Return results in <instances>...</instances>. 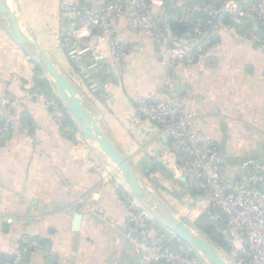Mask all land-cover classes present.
Returning a JSON list of instances; mask_svg holds the SVG:
<instances>
[{"label":"crops","instance_id":"1","mask_svg":"<svg viewBox=\"0 0 264 264\" xmlns=\"http://www.w3.org/2000/svg\"><path fill=\"white\" fill-rule=\"evenodd\" d=\"M6 2L23 35L40 45L73 84L84 110L143 185L180 216L177 212L184 208L190 188L167 149L165 132L136 111L138 96L167 95L165 73L144 35L129 27L126 16L120 17L116 41L122 69L114 72L106 61L93 73L100 88L91 91L88 78L75 68L60 40L62 31L75 21L65 6L88 7L94 0ZM7 26V14L0 11V104L4 99L14 102L13 111L28 120L34 141L17 130H3L0 107V264H12L17 248L21 264H138L139 255L122 231L127 210L120 192L131 191L121 170L80 130L72 115L67 118L75 132L55 126L47 102L53 99L64 105L57 85L34 55L37 48L18 44ZM92 44L106 54L95 38ZM176 74L178 93L194 112L196 132L215 144L224 158L225 174H232L245 157H264V52L259 46L221 26L218 40L192 65L177 66ZM134 198L147 206V201ZM80 199L102 208L108 222L87 212ZM155 223L159 222L153 217L149 235ZM24 237L36 240L39 247L25 248Z\"/></svg>","mask_w":264,"mask_h":264},{"label":"built area","instance_id":"2","mask_svg":"<svg viewBox=\"0 0 264 264\" xmlns=\"http://www.w3.org/2000/svg\"><path fill=\"white\" fill-rule=\"evenodd\" d=\"M65 9L74 13L75 21L62 31L60 45L78 72L88 78L91 91L100 88L93 73L106 61L112 71L119 73L122 69V54L116 41L120 17L126 16L129 27L144 35L165 73L167 95L138 96L136 111L139 117L165 132L167 149L191 189L183 198L185 206L179 217L193 225L197 217L206 216L227 245L234 264H264V157H245L236 163L232 174H225L224 158L215 144L196 132L194 112L178 93L176 74L177 66L192 65L218 40L221 26L244 34L264 52V0H94L88 7L70 3ZM179 26L183 29L178 33ZM92 38L105 46V55L93 48ZM47 103L52 107L55 126L75 132L64 105L53 99ZM13 105L7 99L1 101L3 130H17L33 142L30 123L16 115ZM120 195L127 210L122 231L130 249L139 255L138 264H207L167 227L160 224L149 235L152 215L131 193L122 191ZM80 202L87 212L108 222L102 208L81 199ZM22 243L25 248L39 247L36 240L26 237ZM20 255L21 249L17 248L12 264H21Z\"/></svg>","mask_w":264,"mask_h":264},{"label":"water","instance_id":"3","mask_svg":"<svg viewBox=\"0 0 264 264\" xmlns=\"http://www.w3.org/2000/svg\"><path fill=\"white\" fill-rule=\"evenodd\" d=\"M7 0H0V11L7 14V30L18 44L24 48L35 46L37 51L34 55L38 58L42 68L50 74L55 81L61 99L67 112L78 122L80 130L97 146L100 151L113 161L121 170L125 181L129 185L130 193L142 201H147V206L136 199L143 209L148 211L159 224L174 231L178 237L188 243L207 264H227L220 254L218 247L210 239L199 231L195 226L188 225L179 216L173 213L166 203L156 194L152 193L143 185L142 179L137 175L128 160L109 141L104 132L97 126L92 117L84 110L76 90L71 82L62 77L55 66L46 58L40 45L27 39L21 32L15 20L12 9L7 5ZM183 29L179 26L178 33ZM79 215H76L78 218ZM155 264H166L157 262Z\"/></svg>","mask_w":264,"mask_h":264},{"label":"trees","instance_id":"4","mask_svg":"<svg viewBox=\"0 0 264 264\" xmlns=\"http://www.w3.org/2000/svg\"><path fill=\"white\" fill-rule=\"evenodd\" d=\"M68 122L72 125L71 121L68 120ZM191 191V189H190ZM179 196V195H178ZM156 226H161L159 223H155ZM193 225L201 231L203 234H205L210 240H212L217 246H219L224 251H228L227 245L223 242L222 238L218 234L217 229L211 221L204 215H201L197 217L194 220Z\"/></svg>","mask_w":264,"mask_h":264},{"label":"rangeland","instance_id":"5","mask_svg":"<svg viewBox=\"0 0 264 264\" xmlns=\"http://www.w3.org/2000/svg\"><path fill=\"white\" fill-rule=\"evenodd\" d=\"M177 214L181 215L180 212H177ZM210 241H212V240H210ZM212 243H214V242L212 241ZM214 244H215V243H214ZM215 245H216V244H215ZM216 246H217V245H216ZM217 247H218V249H219V251H220V254L225 258L227 264H234V263H233V260H232V257L229 255V253L226 252V251H224L223 249H221L219 246H217Z\"/></svg>","mask_w":264,"mask_h":264}]
</instances>
